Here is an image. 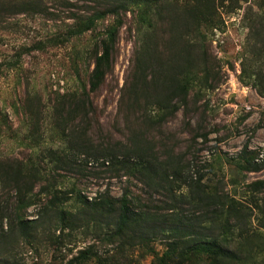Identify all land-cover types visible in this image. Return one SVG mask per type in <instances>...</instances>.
<instances>
[{
  "label": "trees",
  "instance_id": "trees-1",
  "mask_svg": "<svg viewBox=\"0 0 264 264\" xmlns=\"http://www.w3.org/2000/svg\"><path fill=\"white\" fill-rule=\"evenodd\" d=\"M250 1L189 0L183 5L173 0H102L91 13L75 17V23L62 37L63 42L93 29L99 20L112 17L113 23L96 50L89 87L57 96L52 106L54 122L45 129V150H41L33 132L24 139L33 150L27 159L0 160V264H27V250L37 255L31 264H45L39 256L44 241L60 244L57 231L68 229L73 234L92 222L97 236L111 248L100 253L89 245L67 264H121L122 259H128L130 250L148 247L159 234L168 241L165 251L156 253L152 264H264V235L252 228L254 209L249 204L223 194L213 184L202 183L201 174L189 185L190 191L177 193L175 183L184 173V159L171 151L161 157L148 132L137 130L126 142L100 146L92 141L90 128L95 112L92 93L101 88L112 69L124 13L137 7V21L142 29V45L135 54L133 102L139 106L141 98L147 102L149 109L140 107L144 110L141 119L145 126L149 120L162 125L188 104L191 91L215 88L213 82L218 79L211 74L215 66L208 58L202 25H216L219 5L231 11ZM38 5L37 0H0V16L6 11L23 12ZM256 5L258 11L250 8L246 15L251 49L243 63L242 79L264 95V0ZM36 46L41 49L45 45L39 42ZM37 101L42 102L40 98ZM13 106H17L15 101ZM41 110L39 106L25 107L27 120L34 128ZM0 121L13 131L2 112ZM75 148L88 157L107 158V167L115 176L126 174L152 189H166L173 212L166 217L159 210L140 207V197L130 189L121 196L105 190L89 201L76 181L59 173L60 169L71 168ZM259 156L258 151L245 146L238 157L239 168L260 170L264 163L257 162ZM47 160L55 167L41 168V161ZM254 185L258 189L264 187V180ZM184 203L197 207L203 214L191 217L178 211ZM76 204L83 208L76 209ZM255 204L261 211L258 222L264 228V210ZM32 207L38 209L30 218L28 210Z\"/></svg>",
  "mask_w": 264,
  "mask_h": 264
},
{
  "label": "rangeland",
  "instance_id": "rangeland-1",
  "mask_svg": "<svg viewBox=\"0 0 264 264\" xmlns=\"http://www.w3.org/2000/svg\"><path fill=\"white\" fill-rule=\"evenodd\" d=\"M98 1L102 0H37L38 7L23 12L14 9L0 16V112L13 126V131L7 130L0 121V160L27 159L33 150L24 139L33 132L40 141L38 144L42 145L41 150H45V144L48 145L45 129L54 122L52 106L57 96L89 87L96 50L113 18L99 20L93 29L66 42L62 37L75 23V17L91 13L99 5ZM173 1L184 5L189 0ZM261 1L243 2L240 8L231 11L219 5L215 12L216 25H202L208 58L215 66L211 74L218 79L213 82L215 88L191 91L188 104L162 125L157 120H149L145 126L141 108L149 109L147 102L143 98L141 106L133 102L135 54L142 45V29L137 21V7L124 13L125 22L120 29L112 69L101 88L92 93L95 112L90 128L92 141L100 146L126 142L137 130L148 132L161 157L171 151L180 153L184 159V173L175 183L177 193L190 191L189 185L201 174L202 183L213 184L223 194L249 204L254 209L252 228L264 235V228L258 222L261 211L255 204L257 202L264 210V187L252 186V183L264 180V166L258 171L243 170L238 166V157L245 146L250 151H258L257 162L264 163V95L251 82L242 79L243 63L251 49L246 15L250 8L258 11L256 4ZM39 42L45 45L41 49L36 46ZM16 62L19 63L14 66ZM28 92L30 96L25 97ZM38 106L42 108V114L34 128L27 120L25 107L36 109ZM73 155L71 168L60 169L59 173L67 175V180L76 181L89 201L105 190L121 196L130 189L140 197V207L159 210L166 217L173 212L166 189H152L126 174L115 176L107 167L110 163L107 158L88 157L78 153L76 148ZM48 161H41V168L55 167ZM75 207L83 208L80 204ZM37 209L28 210L30 218L36 215ZM177 210L191 217L203 214L186 203L180 204ZM96 231L94 222L73 234L68 233V229L57 231L60 244L44 241L39 248L41 261L67 264L79 250L89 245L105 253L111 247L97 236ZM167 241L166 236L159 234L148 247L130 250L128 259L120 262L152 264L156 253L165 251ZM25 255L27 264L37 259L31 250Z\"/></svg>",
  "mask_w": 264,
  "mask_h": 264
}]
</instances>
